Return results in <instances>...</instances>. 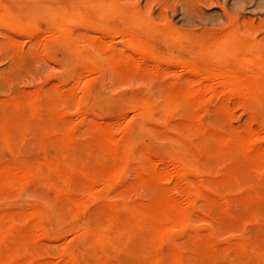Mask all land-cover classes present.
Segmentation results:
<instances>
[{"label":"bare ground","instance_id":"bare-ground-1","mask_svg":"<svg viewBox=\"0 0 264 264\" xmlns=\"http://www.w3.org/2000/svg\"><path fill=\"white\" fill-rule=\"evenodd\" d=\"M98 1L84 0L79 20H93ZM72 2L59 0L57 5L64 8ZM114 2L104 18L118 21L119 4L116 7ZM136 22L122 31L126 37L122 50L97 41L81 48L77 24L65 13L38 9L32 0H0V26L34 38L49 33L64 51L80 56L81 71L96 78L148 71L158 60L164 63L156 66L161 73L178 55L186 58L180 61L192 78L205 77L196 83L170 80L159 85L156 95L135 92L118 104L128 105L134 118L141 119L138 139L132 136L134 121L118 139L102 131L105 134L93 133L83 141L73 137L69 124L56 133L65 120L58 112L59 98L47 101L29 95L0 101V144L25 156L23 164L0 168V195L26 190L44 201L31 212L0 211V264H264V143L257 142L256 133L264 134V113L251 107L257 104L264 109V42L251 48L238 36L219 46L214 38L173 41ZM95 80L87 81L86 91L93 89ZM219 90L229 93L228 100L245 103L257 120L256 130L213 129L197 120L200 107L207 112L205 105L215 100L219 105L227 103ZM172 112L190 122L171 124ZM98 114L96 106L82 108L80 121L89 116L94 121ZM149 132L173 144L169 156L154 147ZM28 138L32 143L22 145ZM100 141L111 147V155L91 164L85 150ZM134 163L135 182L148 185L159 184L166 173L159 163L172 167L182 183L176 197L130 202L126 193L111 196L109 192L131 174ZM233 181L244 188L240 196L227 190V183ZM72 219L77 223L70 224ZM61 222L78 232L83 245L65 252L57 263L39 261L40 238L56 235L55 226ZM230 227L240 232L237 240L214 238L213 230L227 232Z\"/></svg>","mask_w":264,"mask_h":264},{"label":"rangeland","instance_id":"rangeland-1","mask_svg":"<svg viewBox=\"0 0 264 264\" xmlns=\"http://www.w3.org/2000/svg\"><path fill=\"white\" fill-rule=\"evenodd\" d=\"M32 1L38 9L44 7L57 9L59 13L70 16L73 23L77 24L76 33L80 36L81 48H85L87 43L97 41L99 45L106 48L124 49L126 37L122 31L128 29L130 24L138 25L134 23L135 20L136 23L141 24L140 26L152 27L173 41L183 38L202 42L208 38H214V42L219 46L223 41L238 36L244 38L251 48L255 44L264 42V0H99L93 5L97 8L98 15L88 21H81L78 18L80 9L85 8L82 5L84 0L79 5L74 3L78 0H73L64 8L57 5L59 0ZM112 1L117 2H114L116 7L119 4L120 19L118 21L104 18L112 11L110 7ZM80 6L83 7L80 8ZM123 21L127 24H120ZM168 59L171 60V58L166 60ZM183 59L186 58L178 55L169 67L164 66L167 69L161 73L156 70V66L159 65L158 62L160 64L163 62L158 60L150 64L151 69L148 71L105 73L96 78L95 75L81 71L78 65L80 56L64 51L59 44L54 43V38L49 33L34 38L26 33H11L4 26H0V101L29 95H38L47 101L59 98L61 103L58 112L65 120L57 125L56 133L65 131L66 124H69L73 129V137L83 141L88 140L91 134L98 132L112 134L118 139L125 134L127 126L134 121L137 127L132 132V136L133 139H138V134L142 132L141 119L134 118V112L128 105L118 104L125 102L124 100L135 92H149L156 95L159 85L170 80L189 81L190 79L195 83L202 82L205 77L192 78V74L180 61ZM76 76L79 80L74 81L73 78ZM92 78L96 79V83L88 92L85 90V85ZM89 93H93L95 97ZM217 94H220V98L225 97L227 103L219 105V102H216L218 100H215L210 105H205L207 112L200 107L196 111L198 121H205L213 129L241 130L251 127L256 130L258 128L257 120L251 117L245 108V103L234 98L228 100L226 95L229 93L222 90H219ZM83 100H85L84 105H82ZM92 106H96L99 111L95 120L92 121L89 116L80 121L81 109H90ZM251 107L264 113V109L257 108V104H251ZM119 112L121 114H117ZM168 121L171 124H188L190 119L172 112ZM256 131L257 142L264 143V134ZM149 134L155 139L154 147L161 151L163 156H169L173 144L160 141L153 132ZM31 143V138H28L22 145ZM135 145L136 151H139L137 148L139 145ZM110 148L100 141L92 147H87L85 159L91 164L100 162L111 155ZM24 158L25 156L16 149L0 144V168L23 164ZM157 166L163 171L166 170L159 184L136 183L134 163L131 174L109 194L113 196L118 192L126 193V201L130 202H151L165 195L167 198L174 199L182 183L175 178L172 167H165L160 163ZM217 167L221 168V166ZM227 190L230 194L237 196L244 192V188L234 181L227 183ZM40 204H44V201L38 194L26 190L12 193L10 196L0 195V211L23 209L31 212ZM69 222L77 223L76 219ZM55 227L56 235L40 238L37 258L39 261L51 260L57 263L65 252L83 245L78 232L68 227V222L57 223ZM213 232L218 242L235 241L240 236V232L233 227H230L227 232L216 229ZM244 236L246 237V234Z\"/></svg>","mask_w":264,"mask_h":264}]
</instances>
